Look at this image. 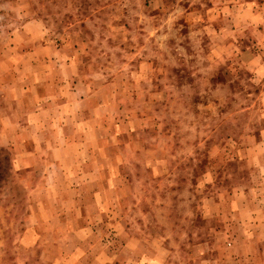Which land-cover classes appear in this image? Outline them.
<instances>
[{
  "label": "rangeland",
  "instance_id": "rangeland-1",
  "mask_svg": "<svg viewBox=\"0 0 264 264\" xmlns=\"http://www.w3.org/2000/svg\"><path fill=\"white\" fill-rule=\"evenodd\" d=\"M217 1L0 0V264H264V2Z\"/></svg>",
  "mask_w": 264,
  "mask_h": 264
},
{
  "label": "crops",
  "instance_id": "crops-1",
  "mask_svg": "<svg viewBox=\"0 0 264 264\" xmlns=\"http://www.w3.org/2000/svg\"><path fill=\"white\" fill-rule=\"evenodd\" d=\"M215 3L216 4H214V7H215L214 9L216 10L217 22H218V24H222V23L226 24L227 25V27H226L227 34H229L228 33L229 32V29L232 28V26L234 24V14L231 12V10L233 8L234 9L236 8L237 3L235 2V0H225L224 2H220V0H218ZM244 6L245 5L243 4V7ZM221 7H224V8L226 7L228 9L227 14H224V13L221 14L220 11H218V9L221 8ZM251 13L252 12L249 11V17L251 16ZM251 20L252 19L249 18L248 23H251L252 22ZM262 22L264 24V17L262 19ZM214 32L216 33L217 37L223 36L222 34H224V31H223L222 28L219 29V30L216 28V29H214ZM220 32H221V35L219 34ZM230 34L233 35L234 34V31L232 30L230 32ZM228 36L229 35H226L224 37V39L227 42L229 41V37ZM226 52L229 53V49ZM231 52H233V51H231ZM249 62L250 63H253L254 61L253 60H250ZM250 68H251L252 71H255L256 73L264 72V60L263 59L260 60L254 66H250ZM73 88L76 89V90H80L81 94H85L86 96H89L90 95V92H91L88 84H86L85 82H81V83L79 82L78 84L76 83V84H74ZM86 96H84L83 98H86ZM22 103H29V101L27 99V102H26V99L23 98L22 99ZM76 103H73V106L74 107H75V104ZM73 109L77 110V107H75ZM38 111H40V108H36V109L30 110L28 112L34 118L35 115L39 114ZM16 114L17 113H14L13 111H7V113L4 114V116L2 117V123L4 125V128H9V126L12 123L11 121L16 117ZM76 114H77V112L74 111V115H76ZM33 121H34V119H33ZM57 122H60L59 119L57 120ZM97 124H98V126H100V121L99 120H98ZM59 125H60V123H59ZM12 126H15V125H11L10 127H12ZM69 126H71V131H72L73 134H75L76 130L80 131V129H84L85 128L84 127V123L83 122L76 123V119H72V122L70 123ZM74 144H75V148H76V153L80 154L81 151H83L82 144L81 143H78L79 144L78 147H77V141H75ZM52 149L55 150V151H59L61 149L62 155L57 158L58 160H56V161H58L60 163L62 161L61 158H63V156H64L65 148L62 147V145H56ZM25 166H27V165L25 164Z\"/></svg>",
  "mask_w": 264,
  "mask_h": 264
},
{
  "label": "built area",
  "instance_id": "built-area-1",
  "mask_svg": "<svg viewBox=\"0 0 264 264\" xmlns=\"http://www.w3.org/2000/svg\"><path fill=\"white\" fill-rule=\"evenodd\" d=\"M263 2H264V0H263Z\"/></svg>",
  "mask_w": 264,
  "mask_h": 264
}]
</instances>
